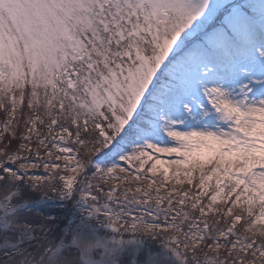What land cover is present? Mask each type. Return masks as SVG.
<instances>
[{"label": "snow or ice", "instance_id": "obj_1", "mask_svg": "<svg viewBox=\"0 0 264 264\" xmlns=\"http://www.w3.org/2000/svg\"><path fill=\"white\" fill-rule=\"evenodd\" d=\"M0 264H264V0H0Z\"/></svg>", "mask_w": 264, "mask_h": 264}]
</instances>
